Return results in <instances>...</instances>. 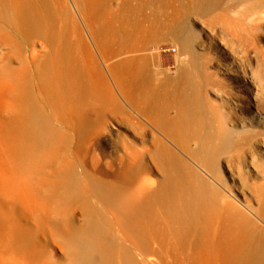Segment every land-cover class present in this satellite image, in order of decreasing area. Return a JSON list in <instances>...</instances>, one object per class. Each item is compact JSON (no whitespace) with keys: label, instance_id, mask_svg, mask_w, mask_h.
Masks as SVG:
<instances>
[{"label":"bare ground","instance_id":"6f19581e","mask_svg":"<svg viewBox=\"0 0 264 264\" xmlns=\"http://www.w3.org/2000/svg\"><path fill=\"white\" fill-rule=\"evenodd\" d=\"M0 264H264V0H0Z\"/></svg>","mask_w":264,"mask_h":264},{"label":"rangeland","instance_id":"374dc122","mask_svg":"<svg viewBox=\"0 0 264 264\" xmlns=\"http://www.w3.org/2000/svg\"><path fill=\"white\" fill-rule=\"evenodd\" d=\"M232 17L236 18L237 20L243 21L246 25L250 26L252 25V18L249 15L244 14V5H241L237 8V13L232 14ZM165 46V45H164ZM225 46V45H224ZM226 47V46H225ZM228 49V47H226ZM165 49L171 50L170 52L166 53L169 60H173L174 56L176 54L175 47H168V45L165 46Z\"/></svg>","mask_w":264,"mask_h":264}]
</instances>
